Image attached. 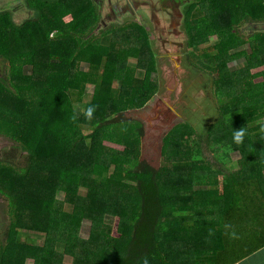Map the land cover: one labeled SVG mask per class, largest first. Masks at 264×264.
<instances>
[{
    "label": "trees",
    "instance_id": "trees-1",
    "mask_svg": "<svg viewBox=\"0 0 264 264\" xmlns=\"http://www.w3.org/2000/svg\"><path fill=\"white\" fill-rule=\"evenodd\" d=\"M185 4L186 59L209 70L216 101L212 122L192 138L193 156L205 166L191 172L171 147L188 124L164 138L162 165L139 156L142 127H125L126 113L158 87L146 27L114 24L98 39V0H25L21 23L10 5L0 9V60L8 69L0 74V133L19 142L24 155L22 166L0 160L9 218L0 230V264H232L264 246V31L240 28L264 23V0ZM237 60L241 66L230 69ZM3 91L24 111L6 105ZM240 128L237 144L232 137ZM105 141L124 144V151ZM204 145L213 160L202 154ZM232 152L240 154L239 174L226 167ZM193 230L200 233L194 246H180Z\"/></svg>",
    "mask_w": 264,
    "mask_h": 264
},
{
    "label": "rangeland",
    "instance_id": "rangeland-1",
    "mask_svg": "<svg viewBox=\"0 0 264 264\" xmlns=\"http://www.w3.org/2000/svg\"><path fill=\"white\" fill-rule=\"evenodd\" d=\"M110 1L111 3L117 2L116 0ZM144 1L147 2L146 6H140V10H137L136 13L130 14L125 10H116L114 11L116 15H113L112 10H110V7L107 6L109 3L107 0H104L99 19V22L101 23L102 21V24L99 23V27L94 31L95 36L101 40L103 35L102 32L105 28L111 27L114 24L123 25L133 21L138 22L147 28L149 40L152 43V48L155 52L157 68L152 74V79L157 82L158 87L153 95L143 104V106L132 108L126 113L128 119L131 121L128 120L129 123H127L125 127H127L126 129H129L130 131L133 127H142L143 134L140 137L138 145L139 156L146 158L152 163L162 165V163L168 161L166 160V156L162 150L164 146V138L178 125L188 124L191 129L184 130L180 133L177 140L171 144V147L173 148V151H177V164L181 165V169L183 171L186 169L187 172H191L192 169H195L198 166H205V161L202 158H196L193 156L194 144L192 138H195L197 134L199 135L200 133H203V131H205V127L213 120L216 101L213 93V86L210 80L211 77L208 69H205L207 70L205 71L194 68L193 65L185 58L186 53L189 52L188 46L186 45L188 37L185 28L186 16L184 13L187 5L183 4L182 6L177 7L178 11H182L183 13V20L180 21L178 27V31L182 32V35L173 36L167 34V31L170 29L169 18L167 16L170 15H168V13L164 10L166 9V6H160V0ZM122 2L123 0H119L117 4H121ZM151 3L156 6V8H154L156 10H153V12H151L150 8L147 6V4ZM7 5H10L11 9L14 10V20L21 23L26 17V13L23 8V6H25V0H0V9L1 7L4 8V6ZM153 14H155L161 22L160 27H158V31L155 29L156 23L153 20ZM66 19H68V17H66ZM240 28L244 34H250L254 29L264 31V23L258 24V22L253 21L252 23L251 21L246 24H242ZM160 33L161 39L163 37L167 38L170 43L164 42L166 44L161 46V39L160 37H157ZM177 41L180 42V46L176 44ZM166 48L168 50H173L172 56L167 55ZM237 63L238 60L234 63H230V69L234 70L239 68L241 65L237 66ZM243 63L244 61H241V64ZM6 64L7 63L0 60V74L8 70ZM80 67L87 68L88 65L83 62ZM31 69V65L26 66V72H30ZM259 69L261 68L253 69L252 72H256ZM144 73V69L139 68L136 70V75L139 77H143ZM93 89V85H88L87 93L90 94ZM1 98H3L2 101H4L6 105L10 103L12 106H16L15 109L24 111V108L23 110L19 108L17 105V99L12 93L3 91ZM29 106V108L33 110V106ZM262 120L264 121V116ZM16 122H18V120H16ZM19 123L20 122H18V124ZM5 124H8V122ZM184 133L186 134L183 135ZM18 143L19 142L14 140L13 137L0 133V160L9 158L16 163L15 165L22 166L24 155L17 147ZM105 144L107 147L114 148L119 152H123L125 148L124 144V147L122 144L112 143L109 141H105ZM181 154H183V156H179ZM202 154L204 156L207 155L210 160L214 159L212 152L207 150L206 145L203 146ZM231 154L232 160L226 164L227 170L229 172H237V174H239L240 166L236 163V160L240 157V154L238 152H232ZM11 156L14 157L12 158ZM262 180L264 181V166L262 167ZM56 196L59 199H63L65 193L62 190H59L57 191ZM106 221L111 223L112 219L107 216ZM8 224L9 218L7 213V201L0 198L1 234H3L6 230ZM89 228L90 221L85 219L81 227V237L87 238L89 236ZM113 232L116 234L115 227ZM196 232V230H193V235H185L184 240L183 238H180V246H182L184 242H187L189 247L192 248L194 246V240L191 239L199 236L200 234ZM23 237L24 239H30L31 242L36 240L37 243H40V239H35V237H30L28 235H24ZM202 245L204 250L209 247V245L204 244V241H202ZM187 252L189 251L186 249L183 252V255L187 254ZM28 263L31 264V261H28ZM147 264L156 263L151 261V263L148 262Z\"/></svg>",
    "mask_w": 264,
    "mask_h": 264
},
{
    "label": "flooded vegetation",
    "instance_id": "flooded-vegetation-1",
    "mask_svg": "<svg viewBox=\"0 0 264 264\" xmlns=\"http://www.w3.org/2000/svg\"><path fill=\"white\" fill-rule=\"evenodd\" d=\"M116 1L117 2L111 3L110 0H107V2L109 3L107 6L110 7V10H112L113 15H116L114 12L116 10L117 11H124L125 10V11H128L130 14L136 13L137 10L138 11L140 10L139 9L140 6H144V5L146 6V3H147L144 0H123V2L121 4H117L119 2V0H116ZM103 2H104V0H98V3H100V7H99L100 11H101V8L103 6ZM183 4H185V2L183 0H160L159 5L160 6L161 5L166 6L165 7L166 9H164V10L166 13H168V15H170V16H167L169 18V25H170V27H169L170 29L167 31L168 35H173V36L182 35V32L178 31V27H179L180 21L183 20V14H182V11H180V12L178 11L177 7L182 6ZM147 6L150 8L151 12H153V10H156V9H154V8H156L155 4L151 3V4H147ZM167 6H169V7H167ZM23 8L25 11L26 10L28 11L26 6H23ZM1 9H3V8L1 7ZM20 9H21V7H20ZM152 17H153L154 22L156 23L155 29L158 31V27H160V25H161L160 19H158L155 14H153ZM100 24H102V21ZM157 37H160V39H161V33ZM160 42H161V46H164L166 43H170L167 40V38H164V37L161 39ZM164 42H166V43H164ZM176 44H178L180 46V42L177 41ZM172 52H173V50H168L166 48L167 55L172 56ZM185 58H186V55H185Z\"/></svg>",
    "mask_w": 264,
    "mask_h": 264
},
{
    "label": "crops",
    "instance_id": "crops-1",
    "mask_svg": "<svg viewBox=\"0 0 264 264\" xmlns=\"http://www.w3.org/2000/svg\"><path fill=\"white\" fill-rule=\"evenodd\" d=\"M214 257V254H207L205 258L211 260ZM232 264H264V246L253 251L249 255L243 257L240 260L234 261Z\"/></svg>",
    "mask_w": 264,
    "mask_h": 264
},
{
    "label": "clouds",
    "instance_id": "clouds-1",
    "mask_svg": "<svg viewBox=\"0 0 264 264\" xmlns=\"http://www.w3.org/2000/svg\"><path fill=\"white\" fill-rule=\"evenodd\" d=\"M92 111H93L92 107H89L87 109L86 115L90 116ZM243 136H244V130H243V128H240V129L234 131L232 138H233L234 142L239 144L242 141Z\"/></svg>",
    "mask_w": 264,
    "mask_h": 264
},
{
    "label": "water",
    "instance_id": "water-1",
    "mask_svg": "<svg viewBox=\"0 0 264 264\" xmlns=\"http://www.w3.org/2000/svg\"><path fill=\"white\" fill-rule=\"evenodd\" d=\"M184 2H185V0H183ZM100 4V3H99ZM129 6V5H128ZM99 7H100V5H99ZM130 7V6H129ZM131 9V8H130ZM183 14V13H182ZM187 33V32H186ZM187 37H188V35H187ZM187 43H188V38H187V42H186V45H187Z\"/></svg>",
    "mask_w": 264,
    "mask_h": 264
}]
</instances>
